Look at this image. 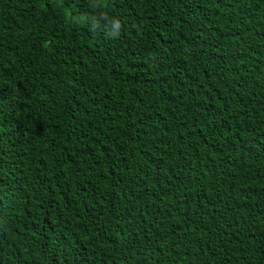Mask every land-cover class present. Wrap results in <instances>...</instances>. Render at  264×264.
<instances>
[{"label": "trees", "instance_id": "16d2710c", "mask_svg": "<svg viewBox=\"0 0 264 264\" xmlns=\"http://www.w3.org/2000/svg\"><path fill=\"white\" fill-rule=\"evenodd\" d=\"M0 264H264V0H0Z\"/></svg>", "mask_w": 264, "mask_h": 264}]
</instances>
